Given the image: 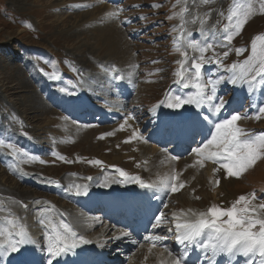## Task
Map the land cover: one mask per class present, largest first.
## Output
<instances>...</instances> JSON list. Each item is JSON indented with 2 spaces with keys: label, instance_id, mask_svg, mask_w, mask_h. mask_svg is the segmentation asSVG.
<instances>
[{
  "label": "rangeland",
  "instance_id": "1",
  "mask_svg": "<svg viewBox=\"0 0 264 264\" xmlns=\"http://www.w3.org/2000/svg\"><path fill=\"white\" fill-rule=\"evenodd\" d=\"M246 2L248 0H0V140L5 142L0 145V239L5 238L9 231L23 229L28 232L33 229L31 236L40 234L35 240V249L48 259L47 248H43L48 243L45 241L50 235L49 224L62 230L61 224H67L89 244L113 237L102 234V230L110 234H115L117 230L105 227L107 220L98 210L83 215V207L72 199L78 195L81 198L86 192L96 193L105 184L127 186L134 183V180L121 177L118 169L129 177L138 176L144 182L161 185L164 180H147L144 173L151 164L150 155L167 152L158 149L149 130L142 129L139 135L142 139L125 142L129 138L126 130L130 122L145 125L149 120L145 118L137 122L130 119L126 122L124 118L130 113L133 116L134 112L140 116L149 111L152 113V104L169 90L167 80L172 73L180 70L177 63L183 59L180 51L186 50L189 57L199 56V53L187 48L189 40L213 42L214 49L207 50L205 57H220L225 65L245 60L251 53L253 38L264 35V13L259 11V0H252L255 8L253 15L227 48L220 47L216 41L221 38L233 5ZM106 26L114 29L113 34H118L120 43H128L129 60L122 61L119 53L118 56L107 55L113 52L105 48L108 47L105 39L112 35L106 30L105 34L100 32V28ZM120 43L115 45L117 49H121ZM236 48L243 49L240 55L236 54ZM225 51H228L227 57L222 55ZM206 64L210 65L207 71L212 75L207 74L202 82L229 75L225 68L220 69L216 63ZM116 71L122 77L117 79L121 81L122 89L129 90L125 98L120 95L121 99H117L110 91L116 76L110 72ZM192 83L194 81L185 87V94L187 89L190 94L196 91ZM239 86L243 91H249L247 84L238 82L233 85L227 80L217 89L221 91L228 87V96L224 99L227 100L236 95ZM257 86H262L260 94H255V90L250 91L239 110L242 113L246 111L247 116L237 123L240 127L253 126V130L259 132L264 131V114H259L260 118L256 119L257 106H264V83L258 82ZM257 86L255 89H258ZM176 88L179 89L178 86ZM210 88L211 85L208 91ZM59 89L75 90L78 94L85 89L87 98H91L92 104L99 105L96 109L102 114L94 119L87 116L84 120L79 119L86 116L82 112H66L73 106L64 104V100L69 103L71 98ZM93 92L102 93L111 99L110 102L97 101L90 95ZM176 96L181 94L177 93ZM217 97L224 98L222 95ZM55 105L62 106L65 111L61 113L53 107ZM248 108H252L250 115ZM138 114H135L136 119L140 118ZM103 116L106 121L102 120ZM69 122L83 128L76 130L68 125ZM121 124H125L122 130ZM88 127L92 128L91 131L85 130ZM111 128H118L125 137H115ZM133 128L137 130L132 124ZM79 133L90 135V139H80ZM118 139L119 145L114 146ZM207 140H202L196 147ZM7 144L19 150L15 157L11 155L13 150L6 147ZM177 159L194 161L193 171L197 175L181 176L185 171L186 174L191 172L184 169L183 173L176 171ZM177 159L171 165V173L184 187L175 193L168 188V198H164L160 209L168 210L165 223L193 219L192 212H206L212 204L231 206L238 196L253 191L257 199L250 202L251 206L264 204V158L240 177H230L226 186H218L214 182L215 173L210 169L217 165L205 160L201 167L195 163L198 157L193 151ZM95 160L102 161V164L89 163ZM91 177L96 180L94 185L87 180ZM84 181L85 184H82ZM151 191L158 195L159 202L160 194L152 188ZM150 208L147 206V212ZM257 210L264 214V209ZM42 219L44 225L40 224ZM204 236L203 240L207 234ZM143 243L146 242L142 241L131 248L122 264H147L146 249L155 247L151 246H154L151 240ZM38 257L34 255L36 261H39ZM217 258L222 264L229 259L224 255ZM234 259V264H245L247 258L236 256ZM4 260V257L1 258V261ZM208 263L213 264V261Z\"/></svg>",
  "mask_w": 264,
  "mask_h": 264
},
{
  "label": "snow or ice",
  "instance_id": "2",
  "mask_svg": "<svg viewBox=\"0 0 264 264\" xmlns=\"http://www.w3.org/2000/svg\"><path fill=\"white\" fill-rule=\"evenodd\" d=\"M208 2V0H205ZM155 6V5H154ZM255 11L252 0L246 3L234 4L228 14V23L224 25L221 38L216 41L220 47L227 48L233 37L241 32L242 28L248 21L249 17ZM259 11L264 13V0H259ZM190 36L191 33H188ZM187 48L199 53V56L189 57L188 52L180 51L183 59L177 61L180 65V70L176 72L179 79L177 83H182L184 87H188L190 82L196 89L195 92L186 95L185 97L174 96L167 107L179 109L183 105H195L200 107L202 104L209 105V111L213 115L220 113L225 106L226 101L222 97H217V86L227 80L233 85L238 82H243L248 85L249 91L255 90L257 83H264V35H258L251 41L250 55L239 63L225 65L220 57H205L204 53L209 49H214V43L197 40L187 41ZM179 50V48H177ZM236 54L240 55L243 49L236 48ZM223 57H227L228 51L223 52ZM191 60L190 67L188 60ZM206 63H216L220 67L225 68L229 75L219 76L216 79H208L206 83L201 81V70ZM115 68V66H113ZM239 69V71H237ZM119 75L115 79H121ZM211 85L210 93L207 91ZM61 91H66L61 89ZM168 94L166 93V96ZM219 99V103L212 102ZM161 103H164L163 101ZM258 114L256 119L260 118L259 114H264V106H257ZM247 116V112L237 113L230 118L220 120L215 123V131L211 133V139L201 144L199 147L193 148V153L198 159L195 163L203 167L205 160L211 161L218 167H213V173L223 171L225 177H240L247 170L254 167L258 160L264 158V132L258 135H246L245 129L238 125V121ZM125 121L134 119L131 113L126 116ZM208 120V117H204ZM131 127V125H128ZM125 124H121L123 129ZM142 139L138 137V130H133L130 140ZM5 142L0 140V145ZM6 147L12 149L11 155L14 157L18 154V149L12 144H7ZM62 159V158H61ZM176 159V157H173ZM89 163L102 164V161L95 160ZM22 171V170H21ZM121 177L129 180H134L141 188L159 187L156 184H146L140 177H129L122 169H118ZM55 183V181H53ZM220 180H216L218 185ZM162 185L165 189L170 187L172 192H178L184 187L182 182H179L176 175H173L170 181H163ZM105 187L108 185L105 184ZM79 194V192H77ZM257 199V194L253 191L247 195L238 196L235 201L228 207H221L217 204H212L207 208L206 212H192L194 219L187 218L179 220L175 223L176 240L180 244L185 245V250L178 255H173L168 248L164 250L171 258L168 264H187L186 257L189 255L188 248L195 245L200 248L204 256L202 259L208 261L220 255H224L229 259H234L236 256H243L246 259L245 264H264V214L258 212L259 209H264V204L251 206L250 202ZM39 203V201H37ZM242 205V206H241ZM27 208L26 204H22ZM163 213L155 217L156 223L153 228L159 227ZM11 223V221H9ZM44 220L40 221L44 225ZM63 232H57L54 237H51V242L47 245V253L50 259L47 264H55V258L66 254L75 249L78 243H88L83 236L77 235L76 232L67 224H61ZM171 231V229H169ZM207 234V238L202 242L201 236ZM129 233L123 232L121 236H128ZM121 236H116L114 239H120ZM160 236H146L145 240H151L155 244L162 240ZM35 241L31 235L21 229L18 232L9 231L7 236L0 239V258L9 256L13 253H18L27 244H34Z\"/></svg>",
  "mask_w": 264,
  "mask_h": 264
},
{
  "label": "bare ground",
  "instance_id": "3",
  "mask_svg": "<svg viewBox=\"0 0 264 264\" xmlns=\"http://www.w3.org/2000/svg\"><path fill=\"white\" fill-rule=\"evenodd\" d=\"M76 1V0H75ZM82 1V0H81ZM99 9L100 10H102V8L101 7H99ZM107 10V9H106ZM106 12V11H105ZM107 21V20H106ZM113 23V21H110V23ZM109 23V22H108ZM93 24V23H92ZM92 27V26H91ZM93 27H94V25H93ZM96 27V26H95ZM114 27V26H113ZM99 28V26L97 27V29ZM118 28V27H117ZM101 29V33H103V34H105L106 33V31H108V33L110 34V35H112L111 36V38H107V39H105L106 40V42H108V47H105V48H108L110 51H112L113 53H111V54H107V55H117V53H119V54H121L120 56H119V58H121V60L122 61H126L127 59L129 60V47L127 46L128 45V43L125 41V42H123L122 40V42L120 43V40H118L119 39V36H118V34L117 33H114L113 34V31H114V29L112 28V27H103V28H100ZM96 30V29H95ZM106 30V31H105ZM97 31H99V30H97ZM118 31H119V29H118ZM107 35V34H106ZM103 36V35H102ZM101 36V37H102ZM97 37V36H96ZM109 37V36H108ZM120 38H121V36H120ZM101 42V41H100ZM117 43H120V45H122V47H121V49H117L116 47H115V45L117 44ZM103 44V43H102ZM103 46V45H102ZM119 46V45H118ZM117 46V47H118ZM104 48V47H103ZM119 48V47H118ZM118 56V55H117ZM116 56V57H117ZM120 60V61H121ZM121 61V62H122ZM102 73V72H101ZM18 88V87H17ZM244 90V89H243ZM242 89H241V91H239V100H231L230 102L228 101L227 103V105H225L224 106V108H227V111H229V110H231V109H235V111H238L239 109H241L242 107H243V105H244V98H246V97H248L249 96V94L251 93L250 91H248V92H245V91H243ZM255 91H258V89H255ZM225 94V93H224ZM259 97V96H258ZM255 100V99H254ZM258 102V101H257ZM213 104H215L214 103V101L212 102ZM217 103H219V100H217ZM206 108H207V111H208V114H209V122H211V124H212V127L215 129V127H214V124L215 123H218V120H219V116H221L222 115V112H220V113H218V114H215V115H213V113L212 112H210L209 111V105L207 104V103H204L203 104ZM196 108H198L199 109V107H197L196 106ZM198 111V110H197ZM242 113V112H241ZM221 120H223V119H221ZM68 124V123H67ZM70 127H72V128H75L76 130H77V128L78 129H82L83 127H81V128H79V127H76L75 125H72L70 122H69V124H68ZM91 129L92 128H90V127H88V129L87 128H85V130H88V131H91ZM112 129V128H111ZM122 130V129H121ZM133 130H135L134 128L132 129V124H131V127H127V137H131V135H132V132H133ZM81 131V130H80ZM111 131V130H110ZM79 132V131H78ZM78 132H77V134H78ZM76 133V132H75ZM86 133V132H85ZM112 133H113V135L115 136V137H117V138H123V137H125V136H123V134H122V132L121 131H119V129L117 128V130L115 129V130H113L112 129ZM76 134V135H77ZM87 134V133H86ZM86 134H83V133H79V138L80 139H84V140H89L90 138H89V136L88 135H86ZM95 134V133H94ZM109 136V135H108ZM78 138V139H79ZM147 138V137H146ZM83 140V141H84ZM93 140H96V139H93ZM92 139H91V141H93ZM95 142V141H94ZM97 143V142H96ZM121 144H124L123 142H121ZM114 146H116V145H119V139H118V143H116V144H113ZM122 147V146H121ZM125 147V146H124ZM123 148V147H122ZM105 152V151H104ZM168 153H162V152H159L158 154L156 153V154H154L152 157H151V155L150 154H148V156L150 157V163L151 164H149L148 165V167H147V169H146V171H145V177L147 178V180H150V181H153V180H157V179H162V180H168L169 179V177H171L172 176V168H171V165H174V159L172 158V157H169V156H166ZM176 160V159H175ZM88 161V160H87ZM214 165V164H213ZM175 166H177V168H176V171H181L182 172V169H184V170H187V171H189V172H191V174H186V171L183 173V174H181V176H190V177H194V176H196L197 175V173L196 172H194L193 171V166H194V161H180V159H177L176 160V165ZM215 167H218V166H215ZM173 169H174V167H173ZM212 169L213 168H211L210 169V171L213 173V171H212ZM175 171V170H174ZM82 172V171H81ZM172 172V173H171ZM5 179V178H4ZM217 179H219L220 180V183L218 184V186H226L227 185V182L229 181V179H230V177H225V175H224V173H223V171L221 170V171H219V172H217V173H215V178H214V182H215V184H216V180ZM10 182V181H9ZM214 184V185H215ZM67 185V184H66ZM217 185V184H216ZM195 189V188H194ZM99 190H101V189H99ZM87 193V192H86ZM146 192H144V191H142V194H145ZM109 196H108V193H107V195H106V203H107V206H105V208H106V210H108V207H112L113 208V210L114 211H116V208L119 206L118 204H114V201L113 202H109L108 200H107V198H108ZM37 198V197H36ZM159 198H161V195L159 196ZM166 198V197H165ZM95 203H97V201L95 200L94 201ZM126 203V201L125 202H123V206H124V204ZM84 204L86 205L87 204V202L86 201H84ZM93 204V203H92ZM92 204H90V207H92ZM119 204H122V202L120 201L119 202ZM146 205H147V202H146ZM156 205V204H155ZM89 205H87V207H88ZM148 206V205H147ZM160 211V210H159ZM164 211V210H163ZM152 212H154V210H152V208H150L149 210H148V212L147 213H152ZM136 217V216H135ZM136 221V220H135ZM170 222H168V223H165V224H169ZM110 228H112V229H115V230H118V228L117 227H114V226H110ZM83 229V228H82ZM85 231V230H84ZM129 233H132L131 231L129 232ZM205 237V236H204ZM89 243V242H88ZM79 244V243H78ZM85 244H87V243H85ZM161 244H162V242L161 241H158V242H155V244H154V246L153 245H151L152 247H155V248H147L146 249V252H147V258H148V262H147V264H168V261H169V259H170V257L169 256H167L166 254H165V252H164V250H163V248H162V246H161ZM161 246V247H160ZM194 252H195V255H197V251L196 250H194ZM34 253H32L31 255H29L30 257H34ZM46 256V255H45ZM9 257H10V259H11V262H13V264H20L19 263V260L20 259H25L26 258V256H24V254H23V251H22V249L20 250V252H18V253H13V254H10L9 255ZM47 257H49V256H47ZM143 257V256H142ZM4 258H6L7 259V262H8V256H6V257H4ZM242 258H245V257H243L242 256ZM25 263L26 264H30V263H32V264H37V261L34 259V260H30V263L28 262V261H26L25 260Z\"/></svg>",
  "mask_w": 264,
  "mask_h": 264
}]
</instances>
